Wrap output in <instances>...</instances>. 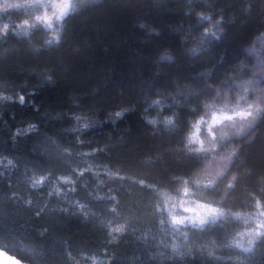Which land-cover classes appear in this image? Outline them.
Masks as SVG:
<instances>
[{"label":"trees","instance_id":"obj_1","mask_svg":"<svg viewBox=\"0 0 264 264\" xmlns=\"http://www.w3.org/2000/svg\"><path fill=\"white\" fill-rule=\"evenodd\" d=\"M221 2L235 12L236 22L219 40L209 37L195 60L185 55V46L181 43L182 36L198 30L194 17L184 14L187 0L84 2L82 10L70 18L59 46L53 45L48 52L37 56L21 52L7 60L0 51V75L7 77L0 76V91L14 96L22 92L26 97L22 104L0 102V155L3 156L0 172L5 171L3 166L8 160L18 162L23 172V165L31 166L40 159L33 154L30 143L37 137H30L29 143L10 142L17 125L35 122L41 133L63 136L73 126V116L84 115L99 123L91 130L92 135L81 136L82 139L92 141L93 147L115 145L108 148L106 155L75 159L74 166L87 168L95 164L93 172L99 173L98 177L85 175L83 184L77 186L79 195H71L88 204L90 214H95L89 223L60 213L58 209L69 204L55 195L49 196L51 186L29 192L22 182L14 179L10 182L7 176L0 179V223L28 218L29 209H18L8 201L11 191L31 198L34 208L46 204L44 220L57 221L51 225L56 228L57 236L48 241V247L37 255L24 253L35 264H62L60 237L63 235L71 236L74 244L88 256L95 254L97 264L106 260V230L101 222L113 218L114 214L109 211L113 205L128 221L126 236L108 246V251H115L120 257L115 264H167L162 257L171 254L170 247L165 245H170L172 240L165 232L167 226L157 223L160 217L155 214L154 205L159 197L140 185L139 180L158 189L163 185L172 186V175L192 161L185 156L179 135L160 126L158 131L150 129L140 114L146 98L167 94L189 80L209 79L200 75L204 70L210 71L213 81L225 70L231 75L242 74L235 66L251 59L245 53L244 44L253 33L264 28V0ZM247 3L251 7L245 12ZM21 14L8 9L3 19L16 20ZM46 76L52 79L46 80ZM7 92L0 95H8ZM123 105H135L136 110L113 125L109 116ZM65 139L74 138L66 136ZM255 139L242 156L246 165L241 172L242 182L259 188L264 187V175H261L264 173V124L257 129ZM108 169L124 179H109ZM97 196L102 199H94ZM0 233H4L3 228ZM9 243L18 247L14 240L9 239ZM193 243L210 241L196 234ZM81 264L92 262L85 259Z\"/></svg>","mask_w":264,"mask_h":264},{"label":"clouds","instance_id":"obj_2","mask_svg":"<svg viewBox=\"0 0 264 264\" xmlns=\"http://www.w3.org/2000/svg\"><path fill=\"white\" fill-rule=\"evenodd\" d=\"M64 3L67 4L66 11L55 18L51 26L37 21V16L43 11L40 7L27 9L16 20L3 19L0 21V34L3 35V38H0V51L5 60L21 52L37 56L48 52L53 45L59 46L70 18L84 7V0H62L61 6ZM187 3L188 8L184 14L194 17L198 30L182 36L181 43L185 46V55L195 60L204 50L201 45L204 46L209 37L219 40L226 34L229 26L236 22L237 17L235 12L229 10V7H226L221 0H187ZM250 7V3L245 4L244 11L247 12ZM0 8L15 9L16 4L14 0H0ZM188 9L191 11H187ZM51 11L49 6V12ZM10 26L13 27L11 32H8L7 29ZM261 32H264V28L253 33L251 38L245 42L244 48L251 44ZM213 33H217L219 38ZM193 48H198L199 51L194 52L191 50ZM228 73L229 70H225L213 81L210 78V71L204 70L200 75L208 76L209 79L203 82H197L195 79L186 81L167 94L146 98L144 101L140 114L144 124L150 129H157L156 125H159L166 131L179 135L183 152L187 159L192 161L191 165L185 166L183 170L172 175V186L163 185L160 188L168 194L169 199L165 201L163 196L158 195L155 213L160 217L157 221L158 225L167 226L165 232L172 240L171 244L165 247H170L172 252L171 245L176 244L181 250L188 251L190 248L203 250V254L185 256L183 260H165L167 264H264V236L260 234L264 232V215L258 216L256 208L257 201L264 202V187L258 188L242 182L241 168L246 165V159H242V156L248 146L240 136L230 134L233 130L232 121L224 120L221 123H213L211 117L214 112H210L208 107L216 105L221 100V97L216 94L217 90L227 93L228 104L223 106L224 111L232 112L236 105L244 106L240 94L228 91V85L232 80L246 79L247 74L231 75ZM185 93H188L186 98ZM181 98L189 102L181 103ZM23 102L21 95V104ZM162 104L168 105L165 108L169 110L161 111L159 105ZM122 110L125 116L135 111L136 107L135 105H123L115 108L113 112ZM165 119H171L176 126L174 128L165 127L163 124ZM153 120L156 121V125L152 123ZM262 124L264 123H261V119L258 118L255 137L257 129ZM193 135H199L208 151L188 150V141ZM193 147L199 149L200 145L193 141ZM233 153L237 154L239 159H234L222 174L217 175L209 167L210 161ZM168 210L184 218L185 222L179 225V228L188 231L187 237L183 231L173 232L171 219L167 215ZM212 210L222 215L213 219ZM31 215L29 210L28 217ZM204 215H208L209 218L203 225L193 223V218ZM242 216H250L254 219L245 223L239 218ZM33 219L39 221L36 217L19 220L13 218L0 227L7 233L2 243L6 245L8 253L17 256L22 264H35L31 256L24 255L27 253L25 249L32 248L42 251L48 247V241L57 236L56 228L51 227L52 224L57 223L55 219L45 220L44 224L32 222ZM44 227L47 228V232L41 235L40 230ZM20 229L25 231L21 232ZM196 234L206 238L210 243H193ZM60 238L63 244L74 243L71 236L63 235ZM9 239L14 240L18 247L9 243ZM210 251L214 254L209 255Z\"/></svg>","mask_w":264,"mask_h":264},{"label":"snow or ice","instance_id":"obj_3","mask_svg":"<svg viewBox=\"0 0 264 264\" xmlns=\"http://www.w3.org/2000/svg\"><path fill=\"white\" fill-rule=\"evenodd\" d=\"M14 2L16 4V8L14 10L22 14L30 8H42V14L37 16L36 19L48 26H51L54 19L63 15L67 9L66 3L61 6L62 0H14ZM49 6L52 9L51 13L49 12ZM7 11V9L0 8V21L3 20V14ZM187 11L190 12L191 9H188ZM12 27L13 26H10L7 31L11 32ZM213 35H216L217 38H219L217 33H213ZM0 38H3L2 34H0ZM201 47H203V44ZM191 50L194 52L199 51L198 48H193ZM245 53L247 57H250L251 59H244L240 61V63L236 66V69L240 73H246L247 78L232 80L228 85V91L238 92L240 94L241 100L244 101V106L240 107L239 105H236L232 112L224 111L223 106L228 104L227 93L217 90L216 94L221 97V100L216 105H209L208 107L210 112H214V115L211 117L213 123H221L224 120L232 121L233 130L230 134L240 136L242 140L246 142L247 146L250 147L256 142L255 130L258 127L257 119L260 118L261 123H264V32L259 33L253 42L246 46ZM45 79L50 80L52 78L51 76H46ZM233 85L235 87H233ZM21 95L23 96V101H25V95L23 93H17L15 96L0 95V102L8 101L21 103ZM187 95L188 93L184 94L185 98ZM183 101L184 99L180 102L184 103ZM167 106L168 105L166 104H162L159 105V108L163 111ZM123 118V110L120 112H113L109 116V120L113 125H116L117 122ZM237 121H239V123H237ZM73 122V126L67 128L65 130L66 134L63 136H52L47 133H41L39 125L33 122L26 125H17L13 131V135L9 137L10 142L13 144H17L20 141L29 143L30 137H37V140L31 141L30 143L32 144L33 154L38 155L40 159L31 166L26 164L23 165V172H20V164L18 162L8 160L7 165L3 166L5 171L0 172V179L7 176L10 182L13 179L17 182H22L25 184V188L29 192L32 190L43 189L45 186H51V191L48 192V195H55L58 198L66 200L69 204V207L59 208L58 211L60 213L66 214L70 218L78 217L85 223H89L91 221V217L95 214H90L88 204L80 202L79 199L71 198V195H79L77 186L83 184L82 178L85 177V175L98 177L99 173L93 172L95 164L89 165L87 168L74 166L75 159L97 158L102 154L106 155L108 148L115 147V145L93 147L92 141L81 138V136L92 135L93 133L91 130L97 127L99 123L98 121L92 122L84 115H74ZM152 123L156 125V121L153 120ZM163 124L165 127L169 128H174L176 126L174 121L171 119H165ZM226 135L228 134L226 133ZM66 136L74 139H65ZM109 139L111 140L112 138L109 137ZM193 141L200 145L199 149H195L193 147ZM121 143H123L122 140ZM188 145L189 151H208L204 143L200 140L199 135H193L189 139ZM85 149L90 150L85 151ZM234 159H239V156L235 153L229 154L227 156L220 157L219 159L210 161L209 167L212 168L217 175H219L224 172ZM2 160L3 156L0 155V164H2ZM57 173H60V175H57ZM107 175L109 179H124L119 176L118 172H114L111 169H108ZM99 182L104 183L103 180ZM139 184L151 189L153 192L157 193V195L163 196L165 201L169 199L168 194L158 189L156 185L146 183L143 179L139 180ZM65 186L68 187L66 188ZM88 195L91 196L92 193L89 192ZM7 199L18 209H29L32 213V215L28 217L29 219L36 217L41 224L46 223L44 220L45 210L47 207L46 204L44 206L34 208L33 200L31 198L26 199L17 191H11L10 195L7 196ZM94 199L102 198L97 196ZM110 199L115 198L110 197ZM256 208L258 216L264 215V202L257 201ZM109 211L114 214L113 218L109 219L106 223L101 222V226L106 230V260L100 261V264H115V262L120 259L115 251H108V246L117 244L126 236L128 231V221L121 217L117 210V206L113 205ZM167 215L171 219L173 232L183 231V234L187 237L188 231L179 228V225L185 222L184 218L176 216L171 210H168ZM219 215H222V213H216L215 210H212L211 216L213 219L217 218ZM208 218V215L196 216L193 218V223L203 225ZM239 218L245 223H247L250 219H254L250 216H242ZM3 225L4 223H0V227H3ZM165 230L167 231V229ZM45 232H47V228H41L40 234L43 235ZM6 234V232L0 233V264H22L21 260L17 256L8 253L6 245L2 243ZM260 234L264 236V232ZM144 238L146 239V234ZM160 243L164 242L160 241ZM171 247V254L163 256L162 258L164 260H183L185 256H197L203 254V250H194L191 248L188 251L181 250L176 244H172ZM73 249H75V251H73ZM25 250L29 255H37L40 251L32 248H27ZM208 254L213 255L214 253L210 251ZM85 259L91 261L92 264H97L96 257L88 256L87 252L79 245L71 242L63 244L62 264H69V262L70 264H81V260Z\"/></svg>","mask_w":264,"mask_h":264},{"label":"rangeland","instance_id":"obj_4","mask_svg":"<svg viewBox=\"0 0 264 264\" xmlns=\"http://www.w3.org/2000/svg\"><path fill=\"white\" fill-rule=\"evenodd\" d=\"M95 1V0H84V2Z\"/></svg>","mask_w":264,"mask_h":264}]
</instances>
